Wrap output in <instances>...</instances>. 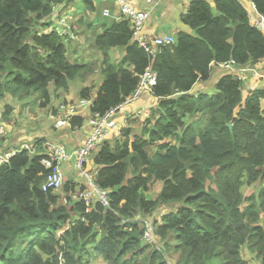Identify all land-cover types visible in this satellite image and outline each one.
<instances>
[{"label":"trees","instance_id":"1","mask_svg":"<svg viewBox=\"0 0 264 264\" xmlns=\"http://www.w3.org/2000/svg\"><path fill=\"white\" fill-rule=\"evenodd\" d=\"M250 1L264 15V0ZM85 2L94 13L93 0ZM70 3L0 0V106L8 131L0 146L17 151L0 165V264H264V90L244 99L235 74L211 76L222 63L251 69L264 59V36L240 0H192L180 16L189 31L155 58L134 41L129 21H107L91 35L104 80L97 90L83 88L80 99L92 101L93 114L131 97L149 65L157 74L147 93L159 101L155 122L145 121L141 135L125 127L93 154L108 209L98 201L87 209L70 195L59 204L60 194L41 189L45 141L29 150L9 141L8 100L37 95L34 106L51 110L58 93L95 72L84 58L70 57L75 40L49 30L52 8ZM116 48L123 56L113 64ZM199 80L214 91L191 94ZM83 123L77 116L71 126ZM73 184L66 183V195L76 191ZM156 185L160 190L148 199ZM145 219L153 225L147 243Z\"/></svg>","mask_w":264,"mask_h":264},{"label":"built area","instance_id":"2","mask_svg":"<svg viewBox=\"0 0 264 264\" xmlns=\"http://www.w3.org/2000/svg\"><path fill=\"white\" fill-rule=\"evenodd\" d=\"M205 1L214 2L215 0ZM114 2L115 13L113 14L110 10L104 9L102 15L104 17L112 18L117 22L129 21L134 41L145 50L148 56L155 58L157 49L176 45L177 37L175 33L162 34L150 39L145 33L147 15L144 11L136 10L132 5L131 0H114ZM152 2L153 0H147V3ZM59 11L60 6H54L51 14L52 20L55 21L57 25L58 33L66 36L67 40H73L74 37L69 27V17L67 15L60 16ZM246 12L249 23L264 36V15L257 11L256 6L252 1H250V9H247ZM219 67L235 74L240 81L245 80L243 73L254 72L253 69L249 68L240 70L236 69L234 61L219 64ZM156 84L157 74L149 65L140 77L137 88L131 97L118 106L111 108L105 114H94L91 117L88 121L90 129L89 137L81 147L74 151V153L70 154L60 143H47V157L43 158L41 161L44 168L48 171L41 185L42 191L45 193H54L64 188L65 181L63 165L66 166L72 160L77 175L74 178L76 191L69 193L70 197L82 200L87 209H90L93 201H98L104 208L108 209L110 206L109 192L101 189L95 182L98 168L95 172H90L87 170V165L89 164L91 155L110 137L111 133L115 134L118 132L120 126L118 121L119 113L128 110L126 117L133 119L140 116H147L148 112L143 108L138 111H130V108L146 93H153L152 89ZM89 104H91L90 100H81L77 104L70 103L64 105L62 107L63 114L61 119L54 125V127L56 129H62L64 126L69 127L79 108ZM2 114L3 111L0 106V138L4 137L7 133L5 126L1 121ZM21 148L27 150L30 149L28 145H23ZM16 153L17 151L4 152L0 146V165L8 162ZM144 223L146 226L143 240L145 243L151 242L153 237V225L148 223L146 219L144 220Z\"/></svg>","mask_w":264,"mask_h":264},{"label":"crops","instance_id":"3","mask_svg":"<svg viewBox=\"0 0 264 264\" xmlns=\"http://www.w3.org/2000/svg\"><path fill=\"white\" fill-rule=\"evenodd\" d=\"M131 1L133 3L132 5H134L137 8L136 10L144 11L146 13L147 19L145 23V33L149 36L150 39H153L154 37H158L162 34L175 33L177 35L179 32H182V30L179 29L180 28V16L182 13H185L189 9V6L192 0H153L152 3H147V0H131ZM78 2H81L83 4L82 12L77 11V8H78L77 5L75 6L72 5V8L67 7L66 9L64 8V5H63L62 7H60V11H59L60 16L67 15L69 17V27H70V31L72 32V34L76 35L75 33H77L78 35H80L79 37H74L73 39L75 40V44H71L72 53L76 51L78 47L81 50H85L86 48L85 46L88 45L85 42V40L86 41L88 40L89 45H90L91 35L94 32L96 34L101 33V24L107 21L110 22V20H113L109 17H104L102 15V11L104 9L110 10V12L113 14L115 13L114 0H93L92 6L95 8L94 13L88 11V9L85 6L86 5L85 0H78ZM240 2L242 3V5L245 7L246 10L250 9L249 0H240ZM209 3H213V2H209ZM83 14H86L85 20L88 19V23L84 27H79L83 19L82 21L78 20V17H80ZM70 19H71V22H70ZM93 20H95V22H93ZM97 20L99 21L101 20V22L97 23L96 22ZM48 24H49V29L57 30V25L55 21L50 20ZM78 27L80 29H78ZM94 29H96V31H94ZM72 53L70 54V57H72V59L74 60L75 59L80 60L81 58H83L82 54L80 53L79 54H75V53L72 54ZM122 56H123V52H122ZM84 58H87V57L85 56ZM92 64L94 66V63ZM252 69L254 70L255 73L254 72L243 73V77L245 78V80L242 82L243 84L242 91H243L244 99L247 98L249 94L255 91L264 90V59L261 60L257 65H255ZM223 72H226L223 68L219 66L218 68L213 67L211 71V76L213 79L219 78V76L223 74ZM86 79H87L86 75L83 79L80 78V80L83 81L84 83L87 82L86 85L90 87L92 91L98 89V86L100 85L99 83L94 84L92 80L88 81ZM81 90H79L78 86L73 84L72 88L70 89L68 93H62V92L58 93L62 96V98L57 97L54 99L53 104L51 106L54 109H51V110L50 108L43 109V108H38L36 106V110L40 109L44 113L38 117L39 119H37L36 122L40 124L42 123L45 125V121L47 118L49 122V126H51V128L55 130L54 125L61 119V116L63 114V112H61V108L64 105H67L70 103H79L82 100L80 99ZM213 91H214V87L212 86V84L199 80L196 83V85L193 87L191 94L197 95L199 93H203V92L209 93ZM65 95H68L69 98L66 99L64 97ZM36 99H37V95H33L32 103L27 102V103H23L22 105L20 104L12 105V102L8 100L7 103H9L11 107H13L12 117L18 113L19 107L25 109L26 106L29 105L31 106V111L33 112L32 106L35 105ZM261 103L264 108V101H262ZM91 105H92V101H91V104L85 105L84 107L79 108L77 114L74 116V117H77V116L83 117L84 123L80 127L72 128L71 124L69 127L64 126L62 127V130L64 131L59 132L57 137L54 135L45 134L43 141L47 143V140H51V142L49 143H60L69 151L70 154L74 153V151L78 149L79 147H81L83 143L85 142V140L89 137L90 130L88 132L86 128L89 129L88 121L93 116ZM158 105H159L158 98L150 96L147 93L143 95L140 98V100L134 106L130 108V111H138L143 108L148 112L147 116H140V117L133 119V118L126 117L128 110L122 113H119L118 115V121L120 125L119 130L118 132H116L115 134L111 136V139L119 138L125 127L131 130L132 135H141L142 127L144 126L145 121H147L148 119L156 120L158 112L156 110L155 112L152 113V109L153 108L158 109ZM155 120L152 122V124L155 122ZM19 124H20L19 121H15V123L13 124L14 128L12 129L13 131L12 137H10V140H9V141L13 140L12 143L16 142L15 141L16 139L15 130L18 129L16 125L20 127ZM36 131L39 132V130L37 129ZM25 132H28L30 134V131H25ZM7 133H6V137L8 135ZM59 137L60 138L63 137L66 143L61 142ZM36 139L40 142V138H36ZM56 139H58V141H56ZM20 141L23 144L27 143L25 142L26 139L24 138L18 140V142ZM42 145L44 148H46V146H44L45 145L44 143ZM87 168L92 172H95L98 168L93 163V154L91 155ZM65 170L68 174L65 173L64 179H66V181H69L71 179L72 181H74V178L76 177V171H75L72 160L66 165ZM159 190H160V185H156L154 189L152 190V192H155L157 194ZM245 253L247 254L246 256L248 258H252L253 256L252 253H250L249 251H245Z\"/></svg>","mask_w":264,"mask_h":264},{"label":"rangeland","instance_id":"4","mask_svg":"<svg viewBox=\"0 0 264 264\" xmlns=\"http://www.w3.org/2000/svg\"><path fill=\"white\" fill-rule=\"evenodd\" d=\"M72 5L73 6L77 5V7H78L77 11H81V12L83 11V4L81 2H78V0H71V3H70V5L68 7L72 8ZM85 18H86V14H83L80 17H78V20L82 21V19H83V21L81 22V25L79 27H84V26L87 25L88 19L85 20ZM70 22H71V19H70ZM93 22H95V20H93ZM96 22L97 23L101 22V20L100 21L97 20ZM79 27H78V29H80ZM179 29L184 31V32H188L189 31V29L187 27L181 26V25H180ZM94 31H96V29H94ZM85 42L88 44V45L85 46L86 47L85 50H81L78 47V49L76 51H74L73 53H75V54H79L80 53V54H82L83 58L86 56L87 58H84L85 61L87 63H90L91 65H92V63H94V67L93 68L95 69V72H94V74L92 76L87 75V79L86 80H88V81L92 80L94 84L99 83L101 85L103 80H104V78H103V76L100 77V75H101V69H100V64H99L100 62L97 60L98 51H97L96 47L92 45V43H91V45H89L88 40L87 41L85 40ZM109 58H110L111 63L118 64L119 61L122 58V50L120 48L112 49L110 51ZM80 77L81 76L79 75L75 79V81L73 82L74 85L78 86L79 90H81V89H83L85 87H88L86 85L87 82L84 83L83 81H81ZM88 88H90V87H88ZM57 96L62 98V96L60 94H57ZM32 97H33V95H31L27 99H24L19 104L22 105L23 103H27V102L32 103ZM64 97L66 99L69 98L68 95H65ZM71 104H77V103H71ZM31 105H33V104H31ZM32 110H33V112L31 111V106H29V105L26 106L25 109L19 107L18 113L15 116L12 117L13 124L15 123V121H19L20 122V124H19L20 127L18 125H16L18 127V129L15 130V135H16L15 141H16V143L18 142L19 139L24 138V139H26L25 142H27L26 144H23L24 146L29 145V144L37 145L38 143H40L41 141L44 140L45 134L46 135H54V136L57 137L59 132L64 131L62 129H56V128H55V130L52 129L51 126H49V122H48L47 118H46V121H45V125L42 124V123L40 124V123L36 122V120L39 119L38 117L41 116L44 113L40 109L36 110V106H34V105L32 106ZM61 112H63L62 108H61ZM36 129L39 130V132L36 131ZM86 129L89 132L90 129H88V128H86ZM25 131H30V134L28 132H25ZM113 134L114 133H111L109 138H111V136ZM36 138H40V142ZM59 139L61 140V142H63V143L65 142V139L63 137H61V138L59 137ZM113 139H115V138H113ZM56 141H58V139H56ZM49 142H51V140H47V143H49ZM47 143H44L45 144L44 146H46ZM65 167L66 166L63 165L64 175H65V173H67L66 170H65ZM87 170L90 171L88 168H87ZM90 172H92V171H90ZM76 175H77V173H76ZM129 177H132V173L131 172L129 173ZM71 180H69V181H71ZM64 181H65V185H66V183L68 181H66V179H64ZM146 193H147L146 197L148 199H153L156 196V193L152 192V191L146 192ZM54 194H60L59 204L62 203V205H66V201L69 198V194L66 195L63 189L54 192ZM174 258H177V257L174 256Z\"/></svg>","mask_w":264,"mask_h":264},{"label":"clouds","instance_id":"5","mask_svg":"<svg viewBox=\"0 0 264 264\" xmlns=\"http://www.w3.org/2000/svg\"><path fill=\"white\" fill-rule=\"evenodd\" d=\"M60 6V5H59ZM60 7H62V6H60ZM51 20H52V17H51ZM51 32L52 31H54V29H49ZM55 31H57L58 32V30H55ZM219 66V65H218ZM252 69V68H251ZM225 70V69H224ZM225 71H227V70H225ZM229 72V71H228ZM231 73V72H230ZM236 76V75H235ZM241 82H243V81H241ZM94 115V114H93ZM109 139V138H108ZM94 154V153H93ZM74 182V181H73Z\"/></svg>","mask_w":264,"mask_h":264},{"label":"water","instance_id":"6","mask_svg":"<svg viewBox=\"0 0 264 264\" xmlns=\"http://www.w3.org/2000/svg\"><path fill=\"white\" fill-rule=\"evenodd\" d=\"M229 127H231V125Z\"/></svg>","mask_w":264,"mask_h":264}]
</instances>
